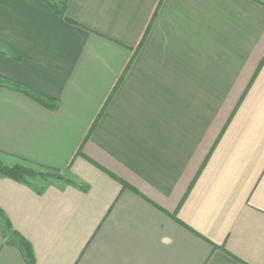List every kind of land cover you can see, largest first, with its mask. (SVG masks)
Listing matches in <instances>:
<instances>
[{
  "label": "crops",
  "instance_id": "0c3cea01",
  "mask_svg": "<svg viewBox=\"0 0 264 264\" xmlns=\"http://www.w3.org/2000/svg\"><path fill=\"white\" fill-rule=\"evenodd\" d=\"M159 1L0 0V81L57 100L0 85V160L58 174L0 173L35 264H264V0H163L135 51Z\"/></svg>",
  "mask_w": 264,
  "mask_h": 264
},
{
  "label": "trees",
  "instance_id": "16d2710c",
  "mask_svg": "<svg viewBox=\"0 0 264 264\" xmlns=\"http://www.w3.org/2000/svg\"><path fill=\"white\" fill-rule=\"evenodd\" d=\"M69 1L70 0H62L60 2V5H58V12L61 15H64L66 13V8H67ZM162 1L163 0L159 1L158 6H157V8H156L151 20H150L145 32H144L142 38H141V41H140L138 47H136L135 51H138L141 48V46L143 45V43L146 39V36L148 35V33L151 29L152 23H153L156 15L158 13V10L160 8ZM67 19L69 21H72V19H70V18H67ZM15 57L18 59L22 58L19 54H16ZM130 62H131V60H130ZM127 68L128 67H126V69L122 73L121 77L119 78V80L116 84V87H117L119 81L125 76ZM3 80L4 81H0V85H7V86H11L15 89L21 90V91L27 93L28 95H31L32 97H34L35 99H37L38 101H40L42 104H44L46 106L55 107L57 105V100L55 98L48 96L42 92H39L36 89H33L31 87H27L26 85H23L22 83H20L18 81H11L8 79H3ZM115 88H114V90H115ZM109 99H110V97L108 98V100ZM108 100H107V102H108ZM97 121H98V119H95V121L93 122L91 129H90V132L94 128ZM0 173L2 175H6L10 178H13L17 181H27L29 177H35L37 175H40V173L35 172L34 170H32L26 166H23V165L10 166V165L3 163L1 160H0ZM53 174L55 176L58 175L57 173H53ZM0 225L2 228L3 235L7 239V241L16 244L22 250V252H23V254H24V256H25V258L29 264H35L36 257H35L34 250L32 248V244L30 243V241L27 238L22 236L17 230H15L13 228L10 219L6 216V214L4 213V211L2 210L1 207H0Z\"/></svg>",
  "mask_w": 264,
  "mask_h": 264
},
{
  "label": "rangeland",
  "instance_id": "374dc122",
  "mask_svg": "<svg viewBox=\"0 0 264 264\" xmlns=\"http://www.w3.org/2000/svg\"><path fill=\"white\" fill-rule=\"evenodd\" d=\"M59 1H62V0H59ZM23 166H24V165H23ZM26 167H27V166H26ZM28 168L34 170L35 172L40 173V176H45V177H48V176H55L53 173L41 172V171L35 170V169L32 168V167H28Z\"/></svg>",
  "mask_w": 264,
  "mask_h": 264
}]
</instances>
